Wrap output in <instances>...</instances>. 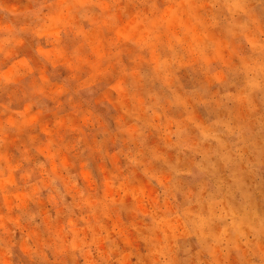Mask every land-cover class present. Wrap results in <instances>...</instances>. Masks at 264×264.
<instances>
[{
    "label": "rangeland",
    "instance_id": "1",
    "mask_svg": "<svg viewBox=\"0 0 264 264\" xmlns=\"http://www.w3.org/2000/svg\"><path fill=\"white\" fill-rule=\"evenodd\" d=\"M0 264H264V0H0Z\"/></svg>",
    "mask_w": 264,
    "mask_h": 264
},
{
    "label": "clouds",
    "instance_id": "2",
    "mask_svg": "<svg viewBox=\"0 0 264 264\" xmlns=\"http://www.w3.org/2000/svg\"><path fill=\"white\" fill-rule=\"evenodd\" d=\"M130 163L135 164L136 161L132 160V161H130ZM200 167L211 172L212 171V162L209 159H207V158L202 159L201 162H200ZM201 227H205L206 228L207 225L202 224Z\"/></svg>",
    "mask_w": 264,
    "mask_h": 264
}]
</instances>
